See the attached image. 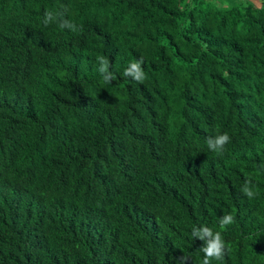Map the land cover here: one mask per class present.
Instances as JSON below:
<instances>
[{"label":"trees","instance_id":"16d2710c","mask_svg":"<svg viewBox=\"0 0 264 264\" xmlns=\"http://www.w3.org/2000/svg\"><path fill=\"white\" fill-rule=\"evenodd\" d=\"M202 225L264 264V0H0V264H203Z\"/></svg>","mask_w":264,"mask_h":264},{"label":"clouds","instance_id":"9594fccd","mask_svg":"<svg viewBox=\"0 0 264 264\" xmlns=\"http://www.w3.org/2000/svg\"><path fill=\"white\" fill-rule=\"evenodd\" d=\"M56 20L57 16L52 11L46 10L44 12L43 23L45 25H48ZM59 28L69 29L73 32L78 31L77 25L68 19L60 21ZM97 62L99 64L97 71L102 75L104 82L111 83L115 77L114 74L109 70V60L104 56H98ZM142 64V59L135 62H130L129 66L124 70L122 75L126 78H131L136 82L142 83L146 78ZM230 140L231 137L229 134L224 132L222 134H217L214 137H209L207 139V145L211 151L222 154L225 150V146L230 142ZM251 183V180L246 179L240 188V192L249 199H252L255 196ZM234 222L235 218L232 214L222 215L219 218V227L222 230H226L227 226L233 224ZM191 235L194 239H199L204 242L203 246L200 247V251L204 254L203 264H211L213 259L217 261L223 260L225 255V242L220 231L213 232V230L206 225L194 226L192 228ZM180 264H187L186 258L181 257Z\"/></svg>","mask_w":264,"mask_h":264}]
</instances>
